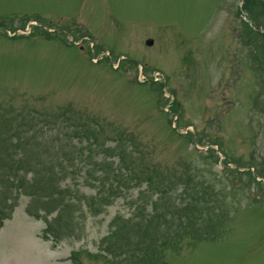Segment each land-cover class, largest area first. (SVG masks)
Instances as JSON below:
<instances>
[{
    "label": "rangeland",
    "instance_id": "1",
    "mask_svg": "<svg viewBox=\"0 0 264 264\" xmlns=\"http://www.w3.org/2000/svg\"><path fill=\"white\" fill-rule=\"evenodd\" d=\"M0 264H264V0H0Z\"/></svg>",
    "mask_w": 264,
    "mask_h": 264
}]
</instances>
